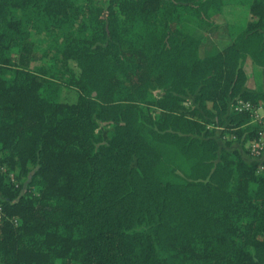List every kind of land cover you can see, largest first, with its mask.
<instances>
[{
	"label": "trees",
	"instance_id": "1",
	"mask_svg": "<svg viewBox=\"0 0 264 264\" xmlns=\"http://www.w3.org/2000/svg\"><path fill=\"white\" fill-rule=\"evenodd\" d=\"M224 2L0 0V264H264V155L211 136H258L227 101L264 106L241 64L264 72V0L199 54ZM79 12L80 36L57 49L78 67L63 82L75 96L43 95L56 83L28 68L24 24Z\"/></svg>",
	"mask_w": 264,
	"mask_h": 264
},
{
	"label": "rangeland",
	"instance_id": "2",
	"mask_svg": "<svg viewBox=\"0 0 264 264\" xmlns=\"http://www.w3.org/2000/svg\"><path fill=\"white\" fill-rule=\"evenodd\" d=\"M224 1L220 11L211 16V19L218 27L212 30L213 34L211 33L210 40H207L204 44L199 46V54L211 52L216 48H220L229 41L232 32L230 28L231 25L240 26L250 19L246 0ZM13 12L19 14L20 10L14 9ZM40 16L41 17L35 20L26 21L24 24L26 30H28V39L32 43L35 56V58L31 59L29 62L28 68L35 70L37 66H41L45 74L51 75L56 83L55 85L49 82L44 83L40 87V91L43 95L55 97L57 99H73L75 90L72 87L65 86L63 82L69 79L70 75H75L78 71V67L73 59H63L57 49L60 43L62 41L66 42V39H68L70 35L74 37L80 36L77 25L81 20V12L75 15L71 22H57L55 20L52 21V19L44 15ZM33 21L36 22V25L33 24ZM186 24L190 29L195 30V24L190 20L186 21ZM197 30L199 31V28H197ZM9 56L15 58V52L12 50L9 51ZM241 64L246 75L245 86L253 89H263L264 72L261 68L254 64L248 57L243 58ZM153 93L158 94L159 91L154 90ZM238 99L240 98H235L233 101V98H230L227 101V107L235 106ZM188 102H192V97L188 96ZM252 106L256 110L255 115L251 112L252 121L258 122L261 125L257 131V135L260 137V142H264V106L263 104H252ZM108 127L109 125L107 124H99L102 137H105ZM222 130L221 127L213 126L211 136L216 141L218 147L237 149L243 160L248 163L257 162L263 157L264 145L261 152L256 155L249 152L250 141L256 139V137L241 142L238 138L236 139L234 136L228 135ZM225 140H230V142L227 144ZM27 176L24 177L23 181L26 180ZM22 190L23 187H21L19 191Z\"/></svg>",
	"mask_w": 264,
	"mask_h": 264
},
{
	"label": "built area",
	"instance_id": "3",
	"mask_svg": "<svg viewBox=\"0 0 264 264\" xmlns=\"http://www.w3.org/2000/svg\"><path fill=\"white\" fill-rule=\"evenodd\" d=\"M233 108L235 109H249L251 110L254 115L256 114V110L255 108L252 106V104H250L248 101L246 100H237V103H235V106H233ZM254 108V109H252ZM264 142H260V137H256V139H253L252 141H250V147H249V152L256 155L258 153L261 152L262 148H263ZM0 215H1V210H0Z\"/></svg>",
	"mask_w": 264,
	"mask_h": 264
}]
</instances>
